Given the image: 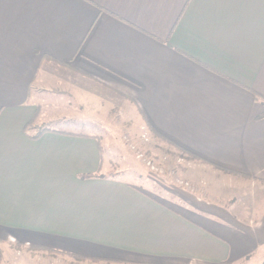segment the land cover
Instances as JSON below:
<instances>
[{"label": "crops", "instance_id": "crops-1", "mask_svg": "<svg viewBox=\"0 0 264 264\" xmlns=\"http://www.w3.org/2000/svg\"><path fill=\"white\" fill-rule=\"evenodd\" d=\"M263 105L264 0H0V264L253 260ZM119 120L209 176H109L98 128Z\"/></svg>", "mask_w": 264, "mask_h": 264}, {"label": "rangeland", "instance_id": "rangeland-1", "mask_svg": "<svg viewBox=\"0 0 264 264\" xmlns=\"http://www.w3.org/2000/svg\"><path fill=\"white\" fill-rule=\"evenodd\" d=\"M65 125V129H68V126L72 127L71 124ZM52 127L61 129L62 125L53 124ZM98 129L102 134L104 155L110 158L113 165L108 174L113 175L118 172V177L123 180L141 183V185L147 181L155 188L161 185L189 192L192 191L193 186L187 182L188 174L196 171L200 180L199 188L203 184L200 179L202 174L209 176L207 170L203 172V167L197 160L149 134L142 124L134 120L127 123L119 120L116 123L103 124ZM220 176L223 182L224 177ZM214 180L217 181L218 178ZM247 194L244 192L241 195ZM241 264H264V253H259L253 260L243 261Z\"/></svg>", "mask_w": 264, "mask_h": 264}, {"label": "trees", "instance_id": "trees-1", "mask_svg": "<svg viewBox=\"0 0 264 264\" xmlns=\"http://www.w3.org/2000/svg\"><path fill=\"white\" fill-rule=\"evenodd\" d=\"M263 106H264V105H263ZM262 118H264V111H263V113L261 114V116L259 117V119H262ZM28 127H31V126L29 125ZM34 130H35L36 133H35V135L33 136V139H37V138H38L39 136H41L43 133H45L46 131H48V128L45 127V126H42V127H39V128H34ZM162 140H163L164 142H166L168 145H170V146L174 147L175 149L179 150L180 152H182V153L185 154L186 156H188V157H190V158H192V159H195V160H200V158H197L196 156L187 153L185 150L180 149L179 147L173 145L171 142H169V141H167V140H165V139H163V138H162ZM201 161H203V160H201ZM113 174H114V173H113ZM108 175H109V176H112V174H108ZM92 177H101V176H99V174H88V175H84V176H83V178H92ZM242 177H244V176H242Z\"/></svg>", "mask_w": 264, "mask_h": 264}]
</instances>
